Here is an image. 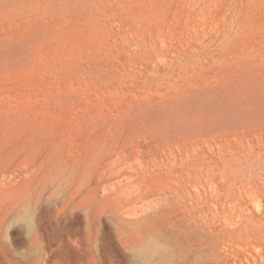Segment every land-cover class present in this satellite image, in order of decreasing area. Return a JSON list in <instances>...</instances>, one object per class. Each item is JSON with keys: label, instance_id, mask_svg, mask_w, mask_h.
<instances>
[{"label": "rangeland", "instance_id": "obj_1", "mask_svg": "<svg viewBox=\"0 0 264 264\" xmlns=\"http://www.w3.org/2000/svg\"><path fill=\"white\" fill-rule=\"evenodd\" d=\"M0 264H264V0H0Z\"/></svg>", "mask_w": 264, "mask_h": 264}, {"label": "bare ground", "instance_id": "obj_2", "mask_svg": "<svg viewBox=\"0 0 264 264\" xmlns=\"http://www.w3.org/2000/svg\"><path fill=\"white\" fill-rule=\"evenodd\" d=\"M184 200V199H183Z\"/></svg>", "mask_w": 264, "mask_h": 264}]
</instances>
